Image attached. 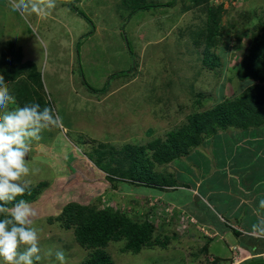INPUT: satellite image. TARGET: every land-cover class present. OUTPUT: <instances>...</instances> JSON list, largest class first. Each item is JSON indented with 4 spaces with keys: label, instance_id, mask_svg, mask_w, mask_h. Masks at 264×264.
Returning <instances> with one entry per match:
<instances>
[{
    "label": "rangeland",
    "instance_id": "obj_1",
    "mask_svg": "<svg viewBox=\"0 0 264 264\" xmlns=\"http://www.w3.org/2000/svg\"><path fill=\"white\" fill-rule=\"evenodd\" d=\"M206 7H220V22L225 25L212 50L220 64L201 67L202 53L194 54L196 66L185 73L184 45L190 32L201 30L207 16L201 8ZM258 17H264V0H57L49 15L39 17L22 16L10 0H0V54L11 44L22 47L24 59L36 66L43 95L62 117L63 126L43 132L29 153L30 167L36 170L32 185L46 182L32 204L42 252L63 250L67 264L89 259L92 251L77 243L73 229L50 221L69 202L91 204L100 199L99 206L113 207L106 173L87 158L88 152L102 143L128 142L142 146L151 157L156 151L152 143L161 148L187 122L185 117L194 114L193 94L201 91L206 96L200 98L196 113L239 99L245 103L244 121L228 132L206 137L191 156L154 164L156 173L190 187L180 196L168 186L159 191L160 196L155 192L147 198L139 196L143 214L151 219L162 243L134 254L124 250L123 241L111 242L105 252L112 264H203L199 260L207 253L205 245L214 239L205 234L212 226L202 227L201 211L191 207L198 202L216 206L221 195L228 202L223 190L231 189L232 182L245 185L249 164L264 177V113L243 97L255 81L240 79L237 73L246 57L256 62L262 56L260 50L253 54L251 49ZM246 149L255 157L246 158ZM86 166L93 179H85ZM199 177L203 188L209 184L219 190L214 199L200 190L194 199ZM125 184L114 189L123 201L134 191ZM165 195L172 202L163 201ZM122 208L128 210L127 205ZM205 214L213 216L209 211ZM218 224V230L227 229ZM225 236L235 242L233 234ZM53 261L54 256L43 264Z\"/></svg>",
    "mask_w": 264,
    "mask_h": 264
},
{
    "label": "trees",
    "instance_id": "obj_2",
    "mask_svg": "<svg viewBox=\"0 0 264 264\" xmlns=\"http://www.w3.org/2000/svg\"><path fill=\"white\" fill-rule=\"evenodd\" d=\"M204 10L207 11V16L201 22V30H193V34L190 32L188 38L190 40L184 45L187 53L183 52V60L187 66L185 67L181 63L177 64L179 67H185V73L191 72L192 67L196 66L194 54L199 56L202 53L201 67L204 65L211 68L214 63L217 66L220 64L219 55L212 50L218 40L217 38L224 34L225 30L223 27L225 25L220 22L221 10L220 7L216 10L206 7L201 8V13ZM201 13L200 16L203 17ZM254 21H259L253 30H258V32L253 34L254 46L251 49L253 54L260 50L262 56H257L256 62L246 57L237 73L240 79L252 78L255 81V86H251V92L244 94L243 97L247 96L249 102L261 108L264 113V17L260 19L258 17ZM201 47H203L202 50ZM35 70L37 71L34 63L24 59L23 50L20 46L15 47L14 44H11L0 54V75H3L6 83L10 84V86L8 84L9 88L13 87L12 90L10 88V91L16 97L17 102L22 104L21 106L29 103H39L42 107L51 106L49 99L46 100V96L42 93L41 85L37 84L38 75L34 72ZM205 93L199 91L193 94L195 96L191 108H195L194 114L185 117L187 122L176 133H173L172 135L176 136L162 145L161 148L157 150L156 144L152 143L151 146L156 151L151 157L145 154L142 146L131 145L128 142L102 143L88 152L87 158L93 162L96 168L106 173L105 180L112 187L108 192L113 207L99 206L100 199L91 204L69 202L56 217L51 219L49 217L50 221L60 223L64 229H73L77 243L92 251L89 259L82 264H112L105 252L111 242L123 241L125 243L124 250L134 254L140 253L144 248H152L159 242L162 243L161 240L156 239L158 237L157 230L151 219L144 216V210L141 208L143 203H140L138 198L139 196L147 198L148 195L154 194L153 192L160 196L162 193L159 191H166L165 186H168V191H177L180 196L182 192H189L190 187L179 184L178 181L175 183V177L170 179L169 176L163 177L156 173L154 164L167 165L182 156H191L194 153L193 150L201 145L203 139L228 132L227 129L232 125L241 124L245 118L241 116L245 111V103H240L239 99L222 103L211 111L196 113L201 105L199 100L206 96ZM248 152L251 153V151ZM70 153L72 152L70 151ZM253 155L255 156L256 153ZM245 157L247 156L245 155ZM28 160L30 161V158ZM86 169L85 179H93L92 170L87 166ZM196 178L198 177L196 176ZM45 183L33 184L30 192H26L24 196L17 199H24L32 205L33 200L39 198L40 194L44 192ZM120 184L128 185L130 189H134L124 201L120 198V194L114 190ZM139 186L145 188L139 190L137 188ZM167 196H163V201H171ZM114 201L119 207L115 206ZM124 205H127V211L122 208ZM204 205L205 208L209 207V204L204 203ZM155 218L156 216L153 220L154 223H156ZM225 226L229 228L226 224ZM235 232L237 235L239 234L238 231Z\"/></svg>",
    "mask_w": 264,
    "mask_h": 264
},
{
    "label": "clouds",
    "instance_id": "obj_3",
    "mask_svg": "<svg viewBox=\"0 0 264 264\" xmlns=\"http://www.w3.org/2000/svg\"><path fill=\"white\" fill-rule=\"evenodd\" d=\"M10 3L22 16H47L57 7V0H10ZM62 126V117L51 106L42 107L39 103L19 106L0 75V264H43L53 256V264H67L63 250L42 252L40 231L34 222L37 211L26 200L17 199L32 187L31 176L36 170L30 167L28 158L33 142H39L43 132ZM253 211L257 219L251 224L250 235L264 238V199ZM211 229L209 234L213 236L205 234L209 238L221 234L218 228Z\"/></svg>",
    "mask_w": 264,
    "mask_h": 264
},
{
    "label": "crops",
    "instance_id": "obj_4",
    "mask_svg": "<svg viewBox=\"0 0 264 264\" xmlns=\"http://www.w3.org/2000/svg\"><path fill=\"white\" fill-rule=\"evenodd\" d=\"M248 151L251 150L248 149L245 153L246 158L250 156L255 157ZM248 166L245 171H249L250 173L247 175V183L245 185H241L240 187L234 186L232 182L231 189L223 190L227 198H230L228 202L224 201L221 195L220 201L216 206L209 205L208 208H205L204 204L200 205L198 202L196 206L191 207L197 208L199 212L201 211V217L199 216L198 218L202 222V225L211 224L212 227L218 228L217 225H220L218 223L224 222L229 226V228L222 230L220 235L215 236L214 239H209L208 245H205L207 247L206 255H208L209 259L218 260L217 264H264V238H254L250 235L251 224L256 222L257 219L253 210L257 209L259 201L264 199V177L261 178L262 176L259 174V171H254ZM199 190L207 193L206 196L210 197V199H214L216 197L215 193L219 191L218 189H213L210 185L203 188L202 180L197 179L194 192L196 191L198 195L194 194V199H198ZM208 203L206 202V204ZM207 211L213 213V216L206 215L205 212ZM214 215L218 216H215V218ZM219 215H223L224 217L218 220ZM235 231H238L237 233L239 234L237 235ZM227 232L234 235L235 242L229 236L226 238L225 233ZM234 246L240 248L239 255L241 258L237 262L233 260L232 248ZM205 256L204 258H200L199 262L203 261V264L204 262L206 264L215 263L213 261L209 262L207 256L206 258Z\"/></svg>",
    "mask_w": 264,
    "mask_h": 264
},
{
    "label": "built area",
    "instance_id": "obj_5",
    "mask_svg": "<svg viewBox=\"0 0 264 264\" xmlns=\"http://www.w3.org/2000/svg\"><path fill=\"white\" fill-rule=\"evenodd\" d=\"M206 234L208 236H213L214 235V234H209V233H206ZM232 251H233V260L237 262L241 258V256L239 255L240 249L235 246V247L232 248ZM210 261H212V259Z\"/></svg>",
    "mask_w": 264,
    "mask_h": 264
}]
</instances>
